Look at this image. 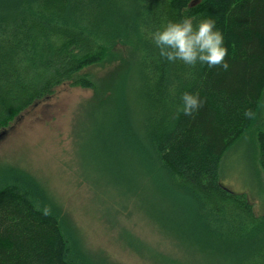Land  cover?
Masks as SVG:
<instances>
[{
	"label": "trees",
	"instance_id": "16d2710c",
	"mask_svg": "<svg viewBox=\"0 0 264 264\" xmlns=\"http://www.w3.org/2000/svg\"><path fill=\"white\" fill-rule=\"evenodd\" d=\"M185 17L216 22L228 71L159 57L150 34ZM106 60L118 63L99 84L75 74ZM65 81L93 90L94 124L106 119L95 154L120 196L201 264H264V209L255 215L218 174L223 152L247 134L264 171V0H0V129ZM184 92L204 102L191 117L176 112ZM0 264L111 263L87 251L35 176L4 165Z\"/></svg>",
	"mask_w": 264,
	"mask_h": 264
},
{
	"label": "rangeland",
	"instance_id": "374dc122",
	"mask_svg": "<svg viewBox=\"0 0 264 264\" xmlns=\"http://www.w3.org/2000/svg\"><path fill=\"white\" fill-rule=\"evenodd\" d=\"M115 50L121 57L128 55L121 45ZM117 63L106 60L75 74H86L99 84ZM92 96L91 88L65 81L27 106L0 129V167L17 166L35 176L96 259L111 264H162L158 261L162 256L203 263L193 250L157 229L133 206L132 198L120 196L102 175L95 151L99 123L106 119L97 116L94 124ZM258 114L264 120V88ZM256 146L251 134L241 136L223 152L218 174L219 183L243 193L259 215L264 209V171L256 161Z\"/></svg>",
	"mask_w": 264,
	"mask_h": 264
},
{
	"label": "clouds",
	"instance_id": "9594fccd",
	"mask_svg": "<svg viewBox=\"0 0 264 264\" xmlns=\"http://www.w3.org/2000/svg\"><path fill=\"white\" fill-rule=\"evenodd\" d=\"M193 21V17H185L179 22L169 21L150 34L159 57L170 63L179 61L190 68L199 63L209 68L220 67L223 71H228V48L225 46L224 34L216 28V22L207 18L194 25ZM180 101L176 106L177 114L190 117L204 105L199 95L191 92L182 93ZM244 115L252 119L255 114L246 110ZM43 214L50 215V208L45 207Z\"/></svg>",
	"mask_w": 264,
	"mask_h": 264
}]
</instances>
